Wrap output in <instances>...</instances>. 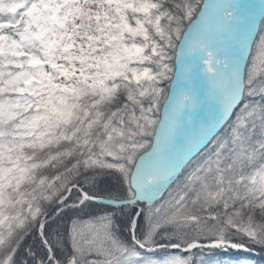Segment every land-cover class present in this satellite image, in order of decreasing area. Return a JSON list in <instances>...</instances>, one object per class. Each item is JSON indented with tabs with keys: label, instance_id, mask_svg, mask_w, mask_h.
<instances>
[{
	"label": "snow or ice",
	"instance_id": "snow-or-ice-1",
	"mask_svg": "<svg viewBox=\"0 0 264 264\" xmlns=\"http://www.w3.org/2000/svg\"><path fill=\"white\" fill-rule=\"evenodd\" d=\"M254 250L264 0H0V264Z\"/></svg>",
	"mask_w": 264,
	"mask_h": 264
},
{
	"label": "trees",
	"instance_id": "trees-1",
	"mask_svg": "<svg viewBox=\"0 0 264 264\" xmlns=\"http://www.w3.org/2000/svg\"><path fill=\"white\" fill-rule=\"evenodd\" d=\"M254 252H255V254H250L249 256H248V259L251 261V263H254V264H261L262 262H264L263 260H264V257H263V255H264V252H261V251H259V250H254ZM216 257V258H218V259H220V260H229V259H235V257H220V256H218V255H215V254H213V253H207L206 254V257Z\"/></svg>",
	"mask_w": 264,
	"mask_h": 264
},
{
	"label": "rangeland",
	"instance_id": "rangeland-1",
	"mask_svg": "<svg viewBox=\"0 0 264 264\" xmlns=\"http://www.w3.org/2000/svg\"><path fill=\"white\" fill-rule=\"evenodd\" d=\"M208 259H209V261H210V264H214V261H216V260H220V259H218V258H216V257H207ZM264 261V260H263ZM251 264H254V263H251ZM261 264H264V262H262Z\"/></svg>",
	"mask_w": 264,
	"mask_h": 264
},
{
	"label": "water",
	"instance_id": "water-1",
	"mask_svg": "<svg viewBox=\"0 0 264 264\" xmlns=\"http://www.w3.org/2000/svg\"><path fill=\"white\" fill-rule=\"evenodd\" d=\"M252 253H254V252H252Z\"/></svg>",
	"mask_w": 264,
	"mask_h": 264
}]
</instances>
